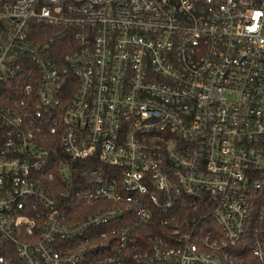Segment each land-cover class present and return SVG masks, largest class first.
<instances>
[{
	"label": "built area",
	"instance_id": "1",
	"mask_svg": "<svg viewBox=\"0 0 264 264\" xmlns=\"http://www.w3.org/2000/svg\"><path fill=\"white\" fill-rule=\"evenodd\" d=\"M263 219L264 0H0V264L262 258Z\"/></svg>",
	"mask_w": 264,
	"mask_h": 264
},
{
	"label": "trees",
	"instance_id": "2",
	"mask_svg": "<svg viewBox=\"0 0 264 264\" xmlns=\"http://www.w3.org/2000/svg\"><path fill=\"white\" fill-rule=\"evenodd\" d=\"M63 50V49H62ZM81 170H79V173ZM186 213H181L179 216L174 218L170 223L164 226L165 230L174 229L175 223L189 221L192 217H196L198 219V213L194 210L192 206H188L185 208ZM257 218V217H256ZM208 225H211L208 220H206ZM259 240L264 245V219L260 223L259 232H258ZM252 238V237H251ZM252 241L250 236H246L243 241L240 242V245L237 247V250L231 253L226 264H264V253L263 257L259 258L252 251Z\"/></svg>",
	"mask_w": 264,
	"mask_h": 264
}]
</instances>
